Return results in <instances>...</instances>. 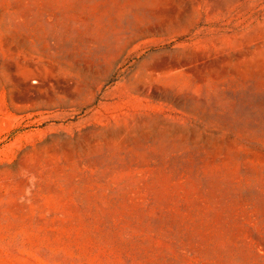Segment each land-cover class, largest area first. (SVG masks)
<instances>
[{
  "label": "rangeland",
  "instance_id": "obj_1",
  "mask_svg": "<svg viewBox=\"0 0 264 264\" xmlns=\"http://www.w3.org/2000/svg\"><path fill=\"white\" fill-rule=\"evenodd\" d=\"M0 264H264V0H0Z\"/></svg>",
  "mask_w": 264,
  "mask_h": 264
}]
</instances>
